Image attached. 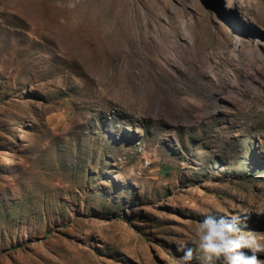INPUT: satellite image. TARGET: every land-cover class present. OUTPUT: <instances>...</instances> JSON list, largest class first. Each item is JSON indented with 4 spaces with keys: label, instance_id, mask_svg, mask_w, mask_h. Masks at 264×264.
<instances>
[{
    "label": "rangeland",
    "instance_id": "374dc122",
    "mask_svg": "<svg viewBox=\"0 0 264 264\" xmlns=\"http://www.w3.org/2000/svg\"><path fill=\"white\" fill-rule=\"evenodd\" d=\"M208 215L264 246V0H0V264H181Z\"/></svg>",
    "mask_w": 264,
    "mask_h": 264
},
{
    "label": "clouds",
    "instance_id": "9594fccd",
    "mask_svg": "<svg viewBox=\"0 0 264 264\" xmlns=\"http://www.w3.org/2000/svg\"><path fill=\"white\" fill-rule=\"evenodd\" d=\"M237 220L235 216H204L194 229V247H185L183 243L178 246L181 264H190L194 251L219 260L220 264H261L256 254L264 253V246L257 244L251 235L241 233ZM245 248L251 254H245L242 251Z\"/></svg>",
    "mask_w": 264,
    "mask_h": 264
}]
</instances>
